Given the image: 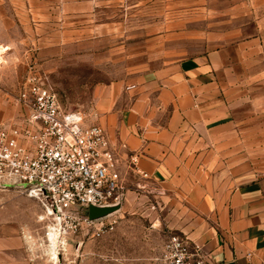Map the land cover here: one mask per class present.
Instances as JSON below:
<instances>
[{"label":"crops","instance_id":"crops-1","mask_svg":"<svg viewBox=\"0 0 264 264\" xmlns=\"http://www.w3.org/2000/svg\"><path fill=\"white\" fill-rule=\"evenodd\" d=\"M121 7L123 0H0V26L33 22L71 43L116 27L105 18L80 31L77 20L99 22L98 13ZM251 48L168 55L136 82L105 89L97 116L124 171L148 175L163 191L166 226L201 245L210 264H264V58ZM22 200L19 215L7 205L0 211V264H46L28 250L27 219L40 207Z\"/></svg>","mask_w":264,"mask_h":264},{"label":"rangeland","instance_id":"rangeland-1","mask_svg":"<svg viewBox=\"0 0 264 264\" xmlns=\"http://www.w3.org/2000/svg\"><path fill=\"white\" fill-rule=\"evenodd\" d=\"M121 8L98 13L99 22L77 20L80 31L100 25L105 18L112 19L105 23H116V27L94 28L71 43H63L50 28L37 29L33 22L13 23L8 17L7 26H0V121L16 114L14 97L31 70L54 87L65 110L81 111L87 125H99L105 89L115 83L136 82L170 62L168 55L177 59L207 49L231 51L245 43L254 50L251 53L259 46L264 58V0H123ZM6 48L12 51L3 53ZM124 176L125 201L105 221H115L114 230L98 237L94 229L83 228L68 240L56 262L50 256L55 251L49 252L48 242L41 240L46 223L39 221L44 211L37 201L15 191L0 192V211L7 205L19 215L24 198L39 205L34 217L27 219V231H32L28 238L39 241L35 255L43 263L159 264L156 259L173 233L162 216L163 191L131 173L124 171Z\"/></svg>","mask_w":264,"mask_h":264},{"label":"built area","instance_id":"built-area-1","mask_svg":"<svg viewBox=\"0 0 264 264\" xmlns=\"http://www.w3.org/2000/svg\"><path fill=\"white\" fill-rule=\"evenodd\" d=\"M13 105L16 114L0 121V192L15 191L39 203L44 211L39 221L46 223L41 240L58 259L68 240L83 228L94 229L98 237L113 231L115 221L93 222L88 215L91 206L123 205L127 196L120 154L106 130L87 125L81 111L65 110L54 87L35 70L29 72ZM28 241L36 258L39 241L31 237ZM156 260L210 264L201 245L174 232Z\"/></svg>","mask_w":264,"mask_h":264},{"label":"water","instance_id":"water-1","mask_svg":"<svg viewBox=\"0 0 264 264\" xmlns=\"http://www.w3.org/2000/svg\"><path fill=\"white\" fill-rule=\"evenodd\" d=\"M122 205L114 207H95L91 206L88 210L89 219L93 222L113 216L121 210Z\"/></svg>","mask_w":264,"mask_h":264},{"label":"bare ground","instance_id":"bare-ground-1","mask_svg":"<svg viewBox=\"0 0 264 264\" xmlns=\"http://www.w3.org/2000/svg\"><path fill=\"white\" fill-rule=\"evenodd\" d=\"M3 54V53H2ZM54 244H55V242H54ZM51 249H53V248H51ZM54 250V249H53ZM55 251V250H54ZM52 253V252H51ZM57 252L55 251V253H52V256L53 257H55L56 258V256H57V254H56ZM58 258V257H57Z\"/></svg>","mask_w":264,"mask_h":264}]
</instances>
